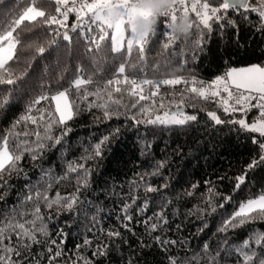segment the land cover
I'll list each match as a JSON object with an SVG mask.
<instances>
[{
    "label": "trees",
    "instance_id": "16d2710c",
    "mask_svg": "<svg viewBox=\"0 0 264 264\" xmlns=\"http://www.w3.org/2000/svg\"><path fill=\"white\" fill-rule=\"evenodd\" d=\"M27 6L26 0H5L0 5V13L11 21L18 18ZM228 16L237 22L238 39L236 28L227 25L221 39L219 27L213 23L212 38L205 45L204 52L194 60L188 59L181 67L185 57L174 55L173 51L179 53L182 43L178 41L174 50H164L161 41L156 38L145 51L146 66L140 76L152 80L183 76L188 80L195 78L206 86L230 68L264 63V32L257 31L254 26L257 14H249L251 24L244 22L232 10H229ZM73 22L74 17L70 15L68 24L72 40L55 37L57 42L51 46L54 33L50 30L45 32L36 28L31 32H22L23 51L18 46L20 59L14 65L15 75L20 79L17 85H0V90L14 89L11 102L0 109V136L11 130L21 116L30 114L38 120V124L22 122L15 130H27V139L34 142L36 138L31 133L42 128L45 122L39 119L41 112L45 118L48 112H52L54 118L59 119L51 99L58 90H62L58 88L57 80L61 76L73 79L78 66L83 67L88 75L92 74L90 58L93 53L87 52L88 45L80 29L70 31ZM26 25L27 22L21 25V29ZM195 32L193 28L192 35L188 37L189 43L196 38ZM28 44L34 47L28 48ZM36 46L45 47V52L36 54ZM135 57L134 51L133 63H137ZM102 60L106 68L103 78H113L114 67L120 60L114 61L110 54ZM128 73L126 67L125 74ZM60 83L67 87L64 80ZM191 86L161 85L159 95L139 101L135 108L131 104L136 98L125 95L120 106L112 105L108 109L110 118L104 116V109H89L86 101H77L79 113L75 114L74 105L73 118L66 125L52 130V135L59 137L65 129H70L62 136L60 144L44 141L45 147L36 149L35 159L31 153L25 152L17 170L4 174L3 180H0V219L8 216L14 208L30 210L33 201L26 202L25 198L29 195L35 197L38 191L49 199H55L57 193L64 198L73 195L77 198L70 210L56 205L49 209L40 200L48 235L38 234L41 243L33 244L30 252L25 253L23 264H50L49 256L58 247L62 255L51 264H73L79 255L93 260L94 264H171L172 259L175 264H237V254L226 256L224 249L240 244L253 232L264 231V222L257 220L229 228L226 232L218 229L242 202L264 193V163L247 170L253 159H258L261 154L259 146L252 142V137H258V134L245 132L239 125L229 123L239 120L244 113L225 114L216 103L218 98L188 100L183 105L184 113L196 115L197 120L185 125L145 122L157 115L163 116L166 111L172 113L181 98L180 94ZM85 87L91 88L92 85ZM154 90L145 86L144 94L149 95ZM41 95L48 99L34 105L28 113L29 105ZM185 95L190 97L193 94ZM221 95L226 96L225 93ZM69 98L70 101L74 99L72 95ZM92 99L95 98L89 97V100ZM141 106L149 111L141 113ZM208 111H215L224 123L217 125L207 115ZM246 114L252 118L258 115V110L252 108ZM133 116L136 120L132 119ZM105 136L109 137V141L102 146V155L89 159ZM79 164L90 170L86 187L78 183L84 175L83 169L69 171L70 165ZM161 164L163 167H159V174L152 175ZM246 170L245 183L235 189V178L245 174ZM145 185L156 187L159 191L146 194ZM224 197L231 199L225 201ZM145 199L148 206L141 212ZM125 204L131 205L127 212L123 210ZM221 204L224 207H219ZM212 206L216 207L215 212L211 211ZM160 212L168 223L150 233L144 221L152 217L151 222H156L154 214ZM126 215H131L132 219L126 220ZM115 231H119L120 236L108 235ZM157 236L176 243L162 245L154 239ZM86 238L92 241L91 246L84 245ZM53 240L56 244L51 243ZM101 244L108 245L107 255L93 257L92 253ZM205 244L208 245L207 251ZM48 248L52 249V253L48 252ZM212 257H216L215 261Z\"/></svg>",
    "mask_w": 264,
    "mask_h": 264
},
{
    "label": "snow or ice",
    "instance_id": "6c2138e0",
    "mask_svg": "<svg viewBox=\"0 0 264 264\" xmlns=\"http://www.w3.org/2000/svg\"><path fill=\"white\" fill-rule=\"evenodd\" d=\"M4 3L5 0H0V5ZM26 3L28 6L14 20L10 21L8 17L0 13V85H17V81L20 79L15 75L14 65L20 59L17 53L18 46H21L20 50L23 51L22 32L25 30L31 32L36 28H40L45 32L50 30L51 33H54V38L49 46L56 44L55 37H60L64 41H71L72 37L69 35L68 24L70 15L74 17L70 31L76 32L77 29H80V33L83 34L85 43L88 45L87 52L93 53L90 58L92 74L88 75L83 67L78 66L76 69L77 74L73 79L67 80L64 76H61L57 80L58 88L62 90H58L51 99L56 101L55 111L59 114V119H55L52 112H48L47 118H45V115L41 112L39 119L45 122L42 128L31 133L36 138L34 142L27 139L29 137L27 130L22 132L15 130L22 122H30L33 125L38 124V120L30 114L21 116L13 124L11 130L0 136V180H3L6 172L11 174L12 171L17 170L18 163L25 152L31 153L32 158L35 159L36 149H43L45 147L44 141H52L53 145L60 144L62 136L66 135L70 129H65L59 137L52 135V130L54 127L66 125V122L73 118L74 105L75 114L79 113L80 108L77 101H86L89 109L92 107L104 109V116L110 118L108 109L112 105L120 106L125 95L136 98L131 104V107L135 108L139 101L159 95L161 85L191 84L192 86L185 88L184 92L180 94L181 98L176 104V111L171 114L166 111L163 116L157 115L154 119H147L146 123L185 125L189 121L197 120L196 115L183 112V105L188 100L202 99L207 101L210 98H218L216 103L223 108L225 114L237 111L246 114L252 108H255L258 110V118L252 120L251 123L244 118L228 122L239 125L240 129L245 132L258 134V137H252V142L259 146L261 154L258 159H253L247 166V170L264 163V63L230 68L206 86L195 78L188 80L183 76H173L160 80L140 76L146 66L145 51L156 38H159L164 50L169 48L174 50L178 41L182 43L179 53L173 51L174 55L185 57L181 67L188 62V59L194 60L198 54L204 52L205 45L210 43L212 38L213 23L218 25L221 39H223V30L226 25L236 28L238 39V25L235 19L228 16L229 10L238 14L244 22L249 24L252 23L249 14H257L258 19L254 26L257 31L264 32V0H253V2H250V0H174L172 7L158 16V22L154 30L143 35H137L130 25L139 17H151L152 12L140 8L137 0H26ZM45 5H48V7L45 8ZM192 13L195 14V18L192 17ZM181 16L188 17L190 20V31L185 36L178 35L175 28V24ZM221 21H224V23H220ZM25 22H27V25L24 29H21V25H24ZM193 28L196 30V38L189 43L188 37L192 35ZM62 29L64 31H61ZM109 33H111L110 39ZM106 40L107 43H105ZM27 47L33 48L34 45L28 44ZM35 51L36 54L42 55L45 52V47L36 46ZM134 51L137 63H133ZM107 54H110L114 61L120 60V63L114 67L113 78L105 80L102 73L106 71V68L102 57ZM126 67L129 70L128 74H125ZM61 80L65 81L67 87L60 83ZM88 85H92V87H85ZM145 86L155 90L150 91L149 95H145ZM13 90H0V109H4L11 102L10 96ZM186 93L193 95L186 97ZM221 93H226V96L221 95ZM69 95L74 97L73 101H69ZM89 97L95 99L89 100ZM45 99H48V97L44 95L34 99L28 107V113H31L34 105L40 104ZM97 100L103 102L96 103ZM253 101L255 103H252ZM61 102H63V105ZM160 107L163 108V103L160 104ZM139 111L147 113L149 109L141 106ZM207 115L217 125L224 123L215 111H208ZM132 119L136 120V117L133 116ZM136 122L140 123V121ZM21 137L23 139H20ZM108 141L109 137L105 136L96 145L94 156L89 157V159L101 156L102 146L107 144ZM159 167H163V165H158L157 170L151 174L158 175ZM80 169L84 170V175L78 183L86 187L90 170L84 168L83 164L69 166L70 172H78ZM247 170L245 174L235 178L237 181L235 189H239L245 183ZM163 187H167V185ZM77 191H79V188ZM144 191L147 194L157 192L159 189L151 185H145ZM76 199L75 195L64 198L59 193L56 194L55 199H49L46 194L38 191L35 197L29 195L25 198L26 202L33 201L30 210L27 208H14L8 216L0 219V264H23L26 258L25 253L30 252L33 244L41 243L38 234L48 235L47 225L44 223L45 218L41 215L40 200H43L49 209L56 205L70 210L76 203ZM224 199L227 201L231 197H224ZM132 203H135V198H133ZM147 206L148 201L145 199L140 211L143 212ZM129 207H131L130 204H125L123 210L127 212ZM219 207H224V205L221 204ZM211 211L215 212L216 207L212 206ZM154 215L156 222H151L152 217L144 221L145 225L150 228V233L168 223L163 212ZM125 219L130 221L132 217L126 215ZM257 220L264 222V193L242 202L238 210L223 222L218 231L226 232L229 228L241 227ZM108 235L110 237L120 236V233L115 231L109 232ZM13 237H15L14 242ZM154 239L162 245L176 243V241L161 240L159 236ZM51 243L56 244V241L53 240ZM224 243L227 245L226 240ZM91 244V240L87 238L84 240V245L91 246ZM107 248V244H101L92 253L93 257L106 256ZM204 249L207 251V244L204 245ZM224 251L226 256H231L233 253L237 254V264H264V231L253 232L240 244L229 245ZM48 252L52 253V249L48 248ZM61 255L62 252L58 247L49 256L50 264L51 261ZM215 259L216 257H212V261H215ZM73 264H94V261L79 255L73 261ZM171 264H175L174 259L171 260Z\"/></svg>",
    "mask_w": 264,
    "mask_h": 264
},
{
    "label": "clouds",
    "instance_id": "9594fccd",
    "mask_svg": "<svg viewBox=\"0 0 264 264\" xmlns=\"http://www.w3.org/2000/svg\"><path fill=\"white\" fill-rule=\"evenodd\" d=\"M137 2L140 8L152 12L151 17H139L130 25L137 35H143L154 30L158 22V16L172 7L174 0H137ZM189 24L188 17H179L175 24L177 34L180 36L188 35L190 31Z\"/></svg>",
    "mask_w": 264,
    "mask_h": 264
},
{
    "label": "rangeland",
    "instance_id": "374dc122",
    "mask_svg": "<svg viewBox=\"0 0 264 264\" xmlns=\"http://www.w3.org/2000/svg\"><path fill=\"white\" fill-rule=\"evenodd\" d=\"M251 66V65H250ZM244 67H247V66H244ZM237 68H241V67H237ZM222 94H224V93H222ZM226 94V93H225ZM55 95V94H54ZM69 101H70V98H69ZM54 103H55V106H56V101H54ZM252 103H255L254 101L252 102ZM61 104L63 105V102H61ZM171 114V113H170ZM185 114H188V113H185ZM58 116H59V114H58ZM241 118H244V119H246L247 120V122H249V123H251L252 122V120H254V119H256V118H258V115H256L255 117H249L247 114H243V117H241ZM240 118V119H241ZM239 208V207H238ZM238 208L236 209V211L238 210Z\"/></svg>",
    "mask_w": 264,
    "mask_h": 264
},
{
    "label": "built area",
    "instance_id": "2783aa9c",
    "mask_svg": "<svg viewBox=\"0 0 264 264\" xmlns=\"http://www.w3.org/2000/svg\"><path fill=\"white\" fill-rule=\"evenodd\" d=\"M191 15H192L193 18H195V14H194V13H192ZM254 102H255V101H254Z\"/></svg>",
    "mask_w": 264,
    "mask_h": 264
},
{
    "label": "water",
    "instance_id": "95a60500",
    "mask_svg": "<svg viewBox=\"0 0 264 264\" xmlns=\"http://www.w3.org/2000/svg\"><path fill=\"white\" fill-rule=\"evenodd\" d=\"M176 111V109H174L172 112ZM183 112H184V108H183Z\"/></svg>",
    "mask_w": 264,
    "mask_h": 264
}]
</instances>
